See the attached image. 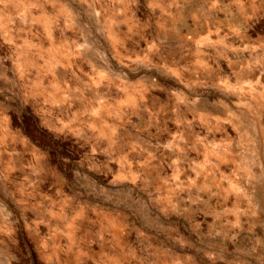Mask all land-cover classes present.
Returning <instances> with one entry per match:
<instances>
[{"label": "rangeland", "instance_id": "rangeland-1", "mask_svg": "<svg viewBox=\"0 0 264 264\" xmlns=\"http://www.w3.org/2000/svg\"><path fill=\"white\" fill-rule=\"evenodd\" d=\"M0 264H264V0H0Z\"/></svg>", "mask_w": 264, "mask_h": 264}]
</instances>
